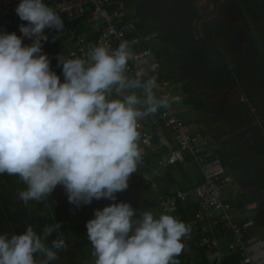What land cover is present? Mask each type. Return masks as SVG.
<instances>
[{"label":"clouds","instance_id":"obj_1","mask_svg":"<svg viewBox=\"0 0 264 264\" xmlns=\"http://www.w3.org/2000/svg\"><path fill=\"white\" fill-rule=\"evenodd\" d=\"M14 12L26 23L19 35L0 30V175L25 185L18 192L25 205L57 186L76 208L111 201L85 222L94 264H179L190 225L117 199L141 162L139 122L172 103L157 95L158 65L130 74L137 54L121 40L72 58L57 54L58 74L43 43L46 29L53 41L65 31L60 12L45 0H18ZM60 228L55 221L39 232L26 225L0 233V264H54L67 247Z\"/></svg>","mask_w":264,"mask_h":264},{"label":"trees","instance_id":"obj_2","mask_svg":"<svg viewBox=\"0 0 264 264\" xmlns=\"http://www.w3.org/2000/svg\"><path fill=\"white\" fill-rule=\"evenodd\" d=\"M207 1L123 0V4L126 20L134 28L133 38L140 40L137 46L150 50L160 67L162 58L175 65V78L161 72L159 76L172 86L179 85L174 91L182 97L184 107L198 113V120L204 125L200 129L204 138L213 131L211 159L217 160L223 175L233 180L229 203L239 213L252 204L259 207L253 217V229L260 228L264 240V0H210L213 4L210 10ZM5 23L0 18V25ZM201 23L209 28L210 36L200 31ZM150 36H154L158 46L146 42ZM44 44L51 45L52 41ZM51 65L56 72L60 71L54 57ZM190 162L186 158L185 164ZM178 167L183 178L184 170ZM194 185L178 189L187 190ZM3 201L8 203L6 197ZM35 202L39 216L34 219L28 218L23 210L14 217L17 221H13L9 204L0 207V233H15L14 222L18 219L20 229L32 225L37 232L52 223L46 221L44 199ZM178 209L187 223L191 209ZM86 221L72 229L74 250L87 246L91 249L85 235ZM247 230L244 241L255 234L254 230ZM200 257L202 264H206L203 253ZM63 259L60 251L54 264H65ZM239 260V255L232 253L225 263L239 264ZM68 264L81 262L71 260Z\"/></svg>","mask_w":264,"mask_h":264},{"label":"built area","instance_id":"obj_3","mask_svg":"<svg viewBox=\"0 0 264 264\" xmlns=\"http://www.w3.org/2000/svg\"><path fill=\"white\" fill-rule=\"evenodd\" d=\"M45 2L60 12L65 23V31L57 38L58 40L53 41L52 36L55 33L45 30L52 41L49 46L55 48L54 58L57 54H63L66 58L82 55L88 46L97 43L108 44L114 48L121 40H127L137 54L136 60L129 62L130 74L147 69L153 63L158 65L155 73L159 85L157 95L169 97L172 103L168 109H160L155 115L139 122L141 162L138 168L143 184L152 192H156L155 201L159 207V214L167 212L183 221L178 213V207L185 210L192 208V216L187 222L191 229L190 235L184 241L185 250L177 259L181 260V264H201L195 251V248H198L212 251L213 264H225V258L232 253L239 255V264H252L247 243L244 241L247 222H242L243 219L236 214L223 192L232 185V178L223 175L221 169L206 172L204 165L213 157L209 151L208 141L195 125L185 120L175 109L174 104L181 100V96L173 90L169 81L159 76L160 66L153 59L151 51L141 50L137 46L140 40L133 38L134 28L126 20L127 11L123 0H45ZM17 3L18 0H0V18L6 21L0 25V30L19 33L17 26L26 23L20 21L14 12ZM163 130L172 136L175 148L159 156L152 163L147 158L149 154H157V137ZM186 158L191 161L188 164L201 171V182L190 189L176 190L168 195L159 193L156 180L161 177L162 170L184 165ZM108 203L111 201L93 200L90 205L82 207L88 211L90 219L93 216V209L102 208ZM215 219L216 226L219 225L224 232L225 244L213 235Z\"/></svg>","mask_w":264,"mask_h":264},{"label":"crops","instance_id":"obj_4","mask_svg":"<svg viewBox=\"0 0 264 264\" xmlns=\"http://www.w3.org/2000/svg\"><path fill=\"white\" fill-rule=\"evenodd\" d=\"M204 27H205L204 34L207 36H210L209 28L206 27V24L204 25ZM235 30L237 32L239 31V29L237 28ZM163 75L167 76L164 73ZM176 76L177 74L175 73V75L172 77L175 78ZM178 86L179 85L173 86L174 87L173 90H176ZM181 102H182V97L179 102L174 104L175 109L178 112H180L183 115V118L187 120L189 123L193 122L194 123L193 125H195L197 127V130L200 132V129L204 125L202 124L201 126L199 120L196 121L195 118L199 117L198 113L191 111L187 107H184ZM192 119L194 120L192 121ZM211 134L212 133H210V135ZM210 135H208L207 136L208 138L206 137V139L208 141L210 148H212V145L210 143L212 141L211 138L213 136H210ZM157 144H158L157 154L156 153L149 154L147 158V160L152 163L157 160V158L159 157V154L164 155L168 153L171 149L175 148V144H174L172 136L164 130L162 131L161 134L158 135ZM216 144H217V147L219 148L220 147L219 141ZM178 166H182L184 170L183 178L181 174L178 172V169L180 168ZM204 166H205L206 172L212 171L215 169L217 170L221 169L222 172L224 173V170L220 167V164L215 159L209 160V163ZM142 180L143 179L141 176V172L139 168H137L136 173L132 174L129 178V187L127 188V190L118 193L117 198L119 199V201H126L130 203L133 208H136L138 210V212L152 211L154 215H159V207L155 201L156 192H152L151 190H149L143 184ZM201 180H202L201 171H199V169H197L194 165L186 163L184 165H175V166H171V167L163 169L161 173V177H159L158 180H156V183H157V187L159 190L158 192L164 195H168L173 191L179 190L178 188L188 186L191 183L197 185L198 183L201 182ZM176 186H180V187H176ZM24 187L25 185L16 176H9L7 174L0 175V200L2 199L0 201V207H4L6 202H4L3 200H4V197H6L8 200V203L6 204H9L8 206L10 208V211L13 213L11 217L12 219L16 217V215L19 212L26 210V213L28 214L27 208L30 209L34 207V209L36 210V207L38 206L36 205L35 201H29L27 205H25L22 201H20L19 208L18 206L15 205V201L17 202V200H15L14 197L18 198V192L22 190ZM232 189H233V184L231 187V194H232ZM231 194L228 195L229 196L228 198L230 199L232 198ZM64 197L66 196H65V193L62 187L57 186V188L51 193V197H50L52 199H55V203L51 202V207L48 208L46 199L44 200L45 210L47 212V215L45 218L47 222L50 221L52 223H54L55 219L57 218L56 220L60 222L61 224L60 231L62 232V234L64 233V235H66L71 240V246H72L75 243V238H74L72 229L79 226L82 222L88 219V211L82 206L80 208H76L74 205L70 204L67 200H65ZM16 207L18 209H16ZM253 207H256V206L252 204V205H249L247 209H252ZM179 208H182V207H179ZM247 209L244 212H246ZM52 212L57 213L56 217L54 214H52ZM81 213H83L84 218L81 217L82 216ZM178 213L182 216V214L179 211ZM38 216L39 215L36 214L35 217L38 218ZM23 217L24 216H22V219ZM13 221H17V218H14ZM246 222L247 221L243 223H246ZM248 222L251 223V226L249 225L248 230H254L255 234L249 240L246 241L247 249L249 253L257 252L259 254V256H257V260L255 263L253 262V259L251 258L252 264H264V240L262 238L261 229L260 228L253 229V217L250 218ZM213 223L215 225L213 235L216 238L222 240V243L224 242L225 244L226 240L223 239L225 237L224 232L222 231L219 225L216 226V219L213 221ZM76 251L79 252V254H82L83 256H85L84 258H88V259L91 258L92 260H94V257H92L90 253L91 251L90 246L77 249ZM195 251H196L197 259L201 262V264L203 263L200 257L201 253H203L204 255V260H206V264H213L212 251L207 250V249H198V248H195ZM231 255L232 254H229L227 258H225L224 263ZM80 259H81L80 261L81 264H87L86 262H84L83 258H80ZM178 261H179V264L182 263L181 260H178Z\"/></svg>","mask_w":264,"mask_h":264},{"label":"rangeland","instance_id":"obj_5","mask_svg":"<svg viewBox=\"0 0 264 264\" xmlns=\"http://www.w3.org/2000/svg\"><path fill=\"white\" fill-rule=\"evenodd\" d=\"M207 2L209 4L208 10H210L212 8L213 4H212V2L210 0L207 1ZM131 13L133 14L134 13V10H132ZM204 25H205V23H201L200 25H198V28H200V31L201 32L203 31L205 33V27H204ZM146 42L149 43V44H151L152 46H158L157 41L154 38V36L148 37L146 39ZM43 51L46 52L49 55V57H51V58L54 57V51H55V48L54 47L49 46V45H46V44L43 43ZM160 65H161L160 72H162V73H164L166 75H169V76H174L175 75V73H176V67L167 58H162L160 60ZM195 119L198 120L199 117L198 118L196 117ZM193 120L194 119H192V121ZM191 123L194 124L193 122H191ZM211 133L212 134L210 136H213V131H211ZM208 160H210V159H208ZM176 187H180V186H176ZM231 187H232V185L229 186L228 188H226L225 190H223L225 197H228V195L231 194ZM50 197L51 196H48V197L45 198L46 199V202H47V207L48 208L51 207V202L52 203H55V199H52ZM263 197H264V193H263ZM48 198H50V199H48ZM14 199L17 200V202L15 201V205L18 206V208H19V205H20L19 198L14 197ZM64 199L67 200L66 197H64ZM18 208L16 207V209H18ZM27 209H28L27 210L28 211L27 217L34 219V217L36 216V212H35L34 207L33 208H30V209L27 208ZM258 211H259V207H253L252 209H247L246 212H244V211L242 213H239V212H236V211L235 212H236L237 215H241L242 219H244V220H246L248 222V220L250 218L254 217ZM52 214H54L55 217H56V214L57 213L52 212ZM81 215H82L81 217L84 218L83 213H81ZM56 219H55V221H57ZM249 223L250 222L247 223V228L249 227V225L251 226V223L250 224ZM14 224H16V225H14L15 226L14 227L15 233L21 232L23 230L22 228L21 229L19 228V226L21 225L20 224V221L15 222ZM60 235H62L65 238L66 244H67L66 249L61 250V252L63 254V258H64L63 260H64L65 264H68V262H70L71 260L81 261L80 258H83L84 262H86L87 264H94V260H92L91 258H89V259L88 258H84L85 256H83L82 254H79V252H77L76 250L72 249V247H71V240L66 235H64V233L62 234V232H60ZM249 255H251L250 257L253 259V262L254 263L257 260V256H259V254L257 252H252V253L250 252Z\"/></svg>","mask_w":264,"mask_h":264}]
</instances>
